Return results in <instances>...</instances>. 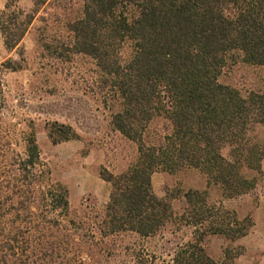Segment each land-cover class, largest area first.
Segmentation results:
<instances>
[{"label": "trees", "instance_id": "1", "mask_svg": "<svg viewBox=\"0 0 264 264\" xmlns=\"http://www.w3.org/2000/svg\"><path fill=\"white\" fill-rule=\"evenodd\" d=\"M20 1L8 0L0 11L8 50L20 45L37 16V11L12 10ZM79 1L66 26L73 49L96 62L102 91L108 89L112 97V125L139 153L125 173L102 174L112 191L97 233L104 240L126 233L150 238L178 223L171 203L154 193L157 172L200 170L227 199L254 190L256 180L245 172L262 173L264 140L254 135L264 127V92L244 93L219 79L237 63L264 67V0ZM73 5L68 0L65 10L71 12ZM125 44L133 51L128 61L121 56ZM158 118L166 121V134L150 143L147 131ZM71 133L62 126L57 135L67 141L77 137ZM0 165L5 168L0 169V260L15 256L21 240L43 256L44 264H64L85 251L106 253L107 242H96V230L84 232L70 217L68 189L58 184L43 190L50 174L34 132L26 138L23 156L0 150ZM204 197L193 191L184 196L180 223L196 232L173 264H234L213 260L205 249L207 238L235 241L253 227Z\"/></svg>", "mask_w": 264, "mask_h": 264}, {"label": "rangeland", "instance_id": "2", "mask_svg": "<svg viewBox=\"0 0 264 264\" xmlns=\"http://www.w3.org/2000/svg\"><path fill=\"white\" fill-rule=\"evenodd\" d=\"M67 3L68 0L17 3L12 10L26 15L37 11V16L14 50L7 49L0 30V150L7 151L10 157L23 156L26 138L34 132L44 170L50 174L43 190H53L58 184L66 187L70 217L87 232L98 228L110 201L112 187L102 174L105 170L114 175L125 173L139 153L137 145L112 125V97L108 89L102 91V74L96 62L73 49V35L66 26L74 20L81 4L72 0L74 7L70 12L65 10ZM7 4L8 0H0V11ZM132 54V46L125 44L121 50L123 60L128 61ZM219 81L244 93L264 92V67L237 63ZM62 126L71 128V134L77 137L67 141L58 137ZM166 126L163 118L155 119L147 131L148 141L158 142L165 136ZM254 136L262 142L264 127H258ZM229 154L230 150L225 149L223 155ZM0 169L5 168L0 165ZM245 174L256 180L255 189L227 199L222 188L209 185L208 177L200 170L157 172L152 178L154 193L171 203L177 224L167 225L150 238L126 233L104 240L96 230V242H107L106 253L100 255L96 251L89 256L85 251L82 258L69 257L70 261L64 264H173L176 252L194 241L195 227L180 223L184 196L192 191L205 194L210 205L235 213L239 220L249 219L254 226L252 213L259 197L264 196V171ZM248 224L245 222L244 226ZM241 239L232 241L212 235L207 238L205 249L218 263L260 264L257 258L246 256ZM20 243L16 255L1 259L0 264H44L43 256L35 255L32 246L22 240Z\"/></svg>", "mask_w": 264, "mask_h": 264}, {"label": "crops", "instance_id": "3", "mask_svg": "<svg viewBox=\"0 0 264 264\" xmlns=\"http://www.w3.org/2000/svg\"><path fill=\"white\" fill-rule=\"evenodd\" d=\"M262 171H264V161ZM252 217L254 226L250 234L241 239V244L246 249L248 258H257L260 264H264V196L259 197Z\"/></svg>", "mask_w": 264, "mask_h": 264}]
</instances>
